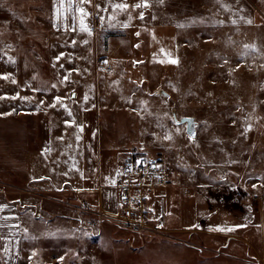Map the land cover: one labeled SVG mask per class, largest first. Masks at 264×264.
Returning a JSON list of instances; mask_svg holds the SVG:
<instances>
[{
  "label": "rangeland",
  "instance_id": "374dc122",
  "mask_svg": "<svg viewBox=\"0 0 264 264\" xmlns=\"http://www.w3.org/2000/svg\"><path fill=\"white\" fill-rule=\"evenodd\" d=\"M142 3L76 0L66 24L44 25L48 44L31 47L45 94L14 87L3 49L0 113L28 121L34 138V170L0 176L23 209L14 264H264V0ZM173 110L196 119L194 138ZM134 151L169 174L140 234L119 225L118 202L95 210L93 193L72 192L83 171L119 192Z\"/></svg>",
  "mask_w": 264,
  "mask_h": 264
},
{
  "label": "crops",
  "instance_id": "0c3cea01",
  "mask_svg": "<svg viewBox=\"0 0 264 264\" xmlns=\"http://www.w3.org/2000/svg\"><path fill=\"white\" fill-rule=\"evenodd\" d=\"M71 5L69 8V0H0V58L4 55L3 49L11 53L16 89L42 94L51 90V82L46 77L42 62L31 46L39 44L45 47L48 44L49 35L44 25L66 24L69 16L74 17L76 0H71ZM45 9L52 11L54 19L49 14L48 18L43 17ZM33 147V130L28 121L12 114L0 113V176L29 175L35 164L32 160ZM38 160L36 164H46L40 157ZM84 164L86 162L81 166ZM101 179L104 180L103 176ZM80 180V186L72 189L74 198L77 193H93L95 201L88 196L86 201L95 210L115 211L119 201L118 191L107 183L100 190L95 189L91 175L85 171ZM22 223L20 201L0 189V264H3L4 256L6 264H14L22 243Z\"/></svg>",
  "mask_w": 264,
  "mask_h": 264
},
{
  "label": "built area",
  "instance_id": "2783aa9c",
  "mask_svg": "<svg viewBox=\"0 0 264 264\" xmlns=\"http://www.w3.org/2000/svg\"><path fill=\"white\" fill-rule=\"evenodd\" d=\"M101 67L107 72L112 70L105 66V62L101 63ZM122 164L124 174L119 185L118 201L120 215L116 220L124 229L140 234L144 231L140 219L147 211L148 196L168 182L169 174L160 167L159 160L150 159L143 152L125 153ZM87 225L94 226L95 221H88Z\"/></svg>",
  "mask_w": 264,
  "mask_h": 264
},
{
  "label": "snow or ice",
  "instance_id": "6c2138e0",
  "mask_svg": "<svg viewBox=\"0 0 264 264\" xmlns=\"http://www.w3.org/2000/svg\"><path fill=\"white\" fill-rule=\"evenodd\" d=\"M82 2H85V0H82ZM87 2H90V0H87ZM71 6H72L71 5V0H69V8H71ZM115 7L120 8V9H124V8H127L128 5L118 4ZM134 7H137V8H139V7H148L147 0H144V3H142V4H136ZM80 13H81L80 30L81 31H90L87 28V26H86V24L84 22V19H83V17L86 16L87 13H85L82 8L80 9ZM141 19H143V14H141ZM125 26H127V25H125ZM73 30L75 31V29H73ZM161 52L163 53L164 50L161 49ZM165 55L167 56L168 54L165 53ZM57 59H59V57ZM161 62L163 63L165 61H161ZM167 62H170V63H173V64L177 63V61L174 60V59H169V60H167ZM2 78L7 79V77H2ZM65 80H67V77H65ZM56 99H57V102L60 101V98L59 97H57ZM69 115H71L70 112H69ZM71 123L72 122H70V121H66V125H69L70 126ZM165 139H171V137L170 136H166ZM138 163H142V161L141 162H138ZM129 170H131V169H129ZM112 183L115 184V181L113 180ZM221 230H223V229H221ZM228 230L231 231L232 229H228Z\"/></svg>",
  "mask_w": 264,
  "mask_h": 264
},
{
  "label": "water",
  "instance_id": "95a60500",
  "mask_svg": "<svg viewBox=\"0 0 264 264\" xmlns=\"http://www.w3.org/2000/svg\"><path fill=\"white\" fill-rule=\"evenodd\" d=\"M157 95H164L169 96L168 92L164 91L163 89H157L154 92ZM175 121L178 124L185 125V129L187 134L194 138L196 136V119L194 117H182L181 119H177L175 111L173 110Z\"/></svg>",
  "mask_w": 264,
  "mask_h": 264
}]
</instances>
